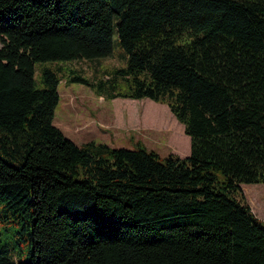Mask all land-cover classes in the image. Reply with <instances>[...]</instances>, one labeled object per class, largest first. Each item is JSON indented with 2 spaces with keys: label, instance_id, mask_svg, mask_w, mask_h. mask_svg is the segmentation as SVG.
<instances>
[{
  "label": "trees",
  "instance_id": "16d2710c",
  "mask_svg": "<svg viewBox=\"0 0 264 264\" xmlns=\"http://www.w3.org/2000/svg\"><path fill=\"white\" fill-rule=\"evenodd\" d=\"M115 33L125 65L67 83L167 104L188 156L54 124L61 69L37 63L108 57ZM0 41V264H264L240 187L264 183V0H0Z\"/></svg>",
  "mask_w": 264,
  "mask_h": 264
},
{
  "label": "rangeland",
  "instance_id": "374dc122",
  "mask_svg": "<svg viewBox=\"0 0 264 264\" xmlns=\"http://www.w3.org/2000/svg\"><path fill=\"white\" fill-rule=\"evenodd\" d=\"M124 65L125 59L116 33L113 54L108 57L37 63V73L45 66L61 69V99L55 111L54 124L77 144L95 140L113 147L133 148L134 143L141 141L161 156H188L190 138L185 134L184 125L176 119L167 104L148 98L106 100L86 85L67 83L71 70H77L90 80L97 81ZM240 187L243 201L259 218L264 219V183H242ZM6 228L7 225L3 224L1 236L9 244L15 261L27 262L29 247L26 242L20 240V244L17 243L20 234Z\"/></svg>",
  "mask_w": 264,
  "mask_h": 264
}]
</instances>
